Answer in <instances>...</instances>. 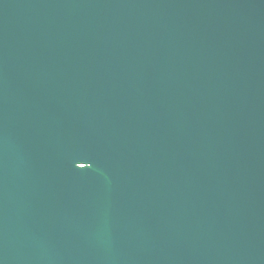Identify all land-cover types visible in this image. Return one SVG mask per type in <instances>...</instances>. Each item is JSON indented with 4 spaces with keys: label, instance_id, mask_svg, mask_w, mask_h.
Listing matches in <instances>:
<instances>
[{
    "label": "water",
    "instance_id": "water-1",
    "mask_svg": "<svg viewBox=\"0 0 264 264\" xmlns=\"http://www.w3.org/2000/svg\"><path fill=\"white\" fill-rule=\"evenodd\" d=\"M0 264H264V0H0Z\"/></svg>",
    "mask_w": 264,
    "mask_h": 264
}]
</instances>
